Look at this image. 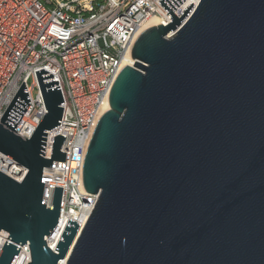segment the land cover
Segmentation results:
<instances>
[{
	"label": "water",
	"instance_id": "water-1",
	"mask_svg": "<svg viewBox=\"0 0 264 264\" xmlns=\"http://www.w3.org/2000/svg\"><path fill=\"white\" fill-rule=\"evenodd\" d=\"M159 0L172 20L136 39L114 81L82 170L97 196L82 230L68 220L54 251L62 188L42 205L41 177L62 180L57 80L36 78L46 109L30 139L16 134L29 100L22 83L0 119V264L28 245V264H264V0Z\"/></svg>",
	"mask_w": 264,
	"mask_h": 264
},
{
	"label": "built area",
	"instance_id": "built-area-1",
	"mask_svg": "<svg viewBox=\"0 0 264 264\" xmlns=\"http://www.w3.org/2000/svg\"><path fill=\"white\" fill-rule=\"evenodd\" d=\"M159 0H0V119L22 83L29 105L15 125L16 134L28 140L46 109L36 78L44 70L55 77L63 104L59 126L47 131L44 155L50 160L53 138L64 137L60 152L64 162L52 161L50 172L63 173L62 180L41 177L42 205L47 207L49 189L62 188L57 226L45 238L55 250L68 220L78 231L86 224L97 196L86 194L82 185L85 154L100 117L108 103L114 81L131 59L132 47L146 24L172 20ZM200 0H184L172 13L180 18L192 3L187 17ZM132 66V65H131ZM0 153V171L15 176L22 168L11 165ZM8 168L7 172L3 169ZM19 170H15V169ZM6 241V234L0 232ZM24 251V255L22 252ZM28 245L20 248L14 264H28Z\"/></svg>",
	"mask_w": 264,
	"mask_h": 264
},
{
	"label": "bare ground",
	"instance_id": "bare-ground-1",
	"mask_svg": "<svg viewBox=\"0 0 264 264\" xmlns=\"http://www.w3.org/2000/svg\"><path fill=\"white\" fill-rule=\"evenodd\" d=\"M156 25H158V22H157L156 20L153 19V20L149 21V22L146 24L145 27H146V28H149V27L156 26ZM133 63H134L133 60L130 59V58H128L127 60H125V62H124L123 65L131 66V65H133ZM108 110H109L108 103H105V104L102 106V108H101V113L106 112V111H108ZM8 168H9V167H8ZM8 168H6V169L8 170ZM6 169H5V167H4L3 171H4V172H7ZM15 170H19V169L16 168ZM17 174H18V175H16L15 177L19 180V179H21V178L24 176L25 171L22 169L21 171H17ZM79 232H80V231H78V234H79ZM2 241H3V239L0 238V245H1ZM22 254L24 255V251L22 252ZM62 264H64V263H62Z\"/></svg>",
	"mask_w": 264,
	"mask_h": 264
}]
</instances>
